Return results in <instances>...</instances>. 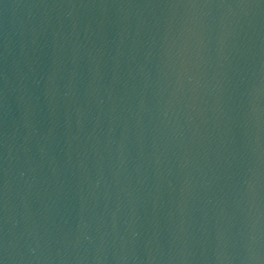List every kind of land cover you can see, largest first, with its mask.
I'll return each mask as SVG.
<instances>
[{
	"label": "water",
	"instance_id": "obj_1",
	"mask_svg": "<svg viewBox=\"0 0 264 264\" xmlns=\"http://www.w3.org/2000/svg\"><path fill=\"white\" fill-rule=\"evenodd\" d=\"M0 264H264V0H0Z\"/></svg>",
	"mask_w": 264,
	"mask_h": 264
}]
</instances>
